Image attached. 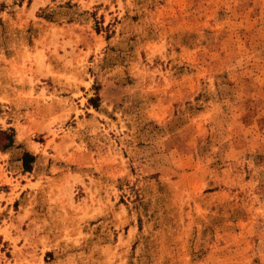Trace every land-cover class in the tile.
<instances>
[{"label": "rangeland", "instance_id": "1", "mask_svg": "<svg viewBox=\"0 0 264 264\" xmlns=\"http://www.w3.org/2000/svg\"><path fill=\"white\" fill-rule=\"evenodd\" d=\"M0 264H264V0H0Z\"/></svg>", "mask_w": 264, "mask_h": 264}, {"label": "trees", "instance_id": "2", "mask_svg": "<svg viewBox=\"0 0 264 264\" xmlns=\"http://www.w3.org/2000/svg\"><path fill=\"white\" fill-rule=\"evenodd\" d=\"M28 158H31V155H29L28 153H23V155L21 157L23 166L26 165Z\"/></svg>", "mask_w": 264, "mask_h": 264}]
</instances>
